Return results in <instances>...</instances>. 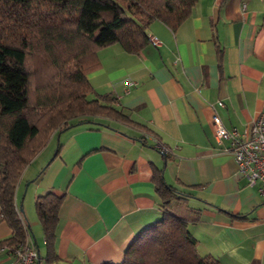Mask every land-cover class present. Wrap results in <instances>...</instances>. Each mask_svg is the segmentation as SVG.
<instances>
[{
    "label": "crops",
    "instance_id": "obj_1",
    "mask_svg": "<svg viewBox=\"0 0 264 264\" xmlns=\"http://www.w3.org/2000/svg\"><path fill=\"white\" fill-rule=\"evenodd\" d=\"M147 33L160 43L149 41L138 53L118 43L101 47L87 73L95 91L114 96L140 125L75 118L21 171L14 202L38 251L34 264H45L34 198L47 190L63 194L53 264L121 262L137 232L160 216L154 166L192 194L186 203L199 218L188 227L200 254L219 264H264V197L246 184L213 122L217 114L226 128L248 133L264 111V0H197L176 30L155 19ZM155 136L167 155L154 146ZM11 230L0 219V239ZM14 260L0 246V264Z\"/></svg>",
    "mask_w": 264,
    "mask_h": 264
},
{
    "label": "trees",
    "instance_id": "obj_2",
    "mask_svg": "<svg viewBox=\"0 0 264 264\" xmlns=\"http://www.w3.org/2000/svg\"><path fill=\"white\" fill-rule=\"evenodd\" d=\"M196 2L0 0V219L12 229L0 246L13 253L26 240L14 202L17 180L55 130L85 116L140 125L113 104L114 96L90 84L87 73L98 65L97 51L118 43L126 52L138 53L149 43L147 27L153 20L174 31ZM151 180L159 218L137 232L121 262L102 264H219L214 255L196 249L188 225L199 216L186 203L192 194L167 183L162 168L153 167ZM62 199L52 190L34 198L45 264L59 259L55 232Z\"/></svg>",
    "mask_w": 264,
    "mask_h": 264
},
{
    "label": "built area",
    "instance_id": "obj_3",
    "mask_svg": "<svg viewBox=\"0 0 264 264\" xmlns=\"http://www.w3.org/2000/svg\"><path fill=\"white\" fill-rule=\"evenodd\" d=\"M242 8H245L244 1ZM149 41L155 45L160 43L159 38L154 35L149 36ZM134 83L133 80H127V85ZM218 105H223V102L219 100ZM213 122L216 137L220 142L227 141L226 148L231 152L246 184L254 186L258 193L264 197V111L253 119L248 133L237 128H226L217 114H213ZM153 144L163 153L169 151L168 146L156 137H153ZM13 253L15 260L11 264H34L38 257L35 245L27 238L14 248Z\"/></svg>",
    "mask_w": 264,
    "mask_h": 264
}]
</instances>
